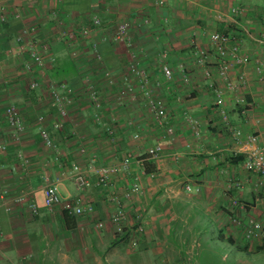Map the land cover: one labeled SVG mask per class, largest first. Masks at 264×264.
Instances as JSON below:
<instances>
[{"label":"crops","instance_id":"obj_1","mask_svg":"<svg viewBox=\"0 0 264 264\" xmlns=\"http://www.w3.org/2000/svg\"><path fill=\"white\" fill-rule=\"evenodd\" d=\"M3 13L0 264H264V238L248 239L245 230L252 220L264 223V176L245 166L249 153L264 149V0H0ZM120 23L131 24L130 47L113 42ZM83 27L91 37L68 47L62 36ZM217 32L241 42L244 60L231 63L226 77L216 58L206 67L197 62ZM19 38L49 47L42 69L29 73L24 52L9 55ZM93 43L99 60L90 53ZM57 90L71 91L72 102L59 107ZM151 100L164 107L172 135L158 126ZM11 105L22 132L7 119ZM233 129L243 138L236 141ZM42 131L56 149L44 144ZM250 135L257 143L247 142ZM156 146L161 156L151 160L147 152ZM128 155L149 164L142 191L130 189L142 174L134 160L108 187H97L93 169ZM75 164L92 169L85 191L71 179ZM229 180L241 186L226 192ZM49 186L62 200L78 201L85 214L48 210ZM20 196L25 202H17ZM234 200L242 206L234 208ZM119 210L126 214L122 232L112 221Z\"/></svg>","mask_w":264,"mask_h":264},{"label":"built area","instance_id":"obj_2","mask_svg":"<svg viewBox=\"0 0 264 264\" xmlns=\"http://www.w3.org/2000/svg\"><path fill=\"white\" fill-rule=\"evenodd\" d=\"M234 14H237L236 10H233ZM8 22V17L6 14L0 15V24L5 25ZM93 25L95 27L101 26V20L99 18H95L93 20ZM131 24L129 23H120L116 26L114 34H113V42L116 44H123L127 47L132 46L133 38L131 35ZM92 35V29L90 27H83L80 30L70 31L62 36L63 41L68 47H72L75 42L83 41L84 43L89 39ZM211 48L207 51H202L198 54L197 62L200 66H208L209 60L216 58L215 66L218 68V71L222 77H226L229 71V66L233 62H240L243 61L244 58L241 56V42L238 39H234L230 34L227 33H214L211 36ZM261 42H263L261 40ZM49 51V47L47 45H43L39 47V43L31 39L26 43L19 38L17 39V47L8 50L9 55L18 57L22 56L24 52L27 55L26 59V70L27 72L31 73L36 68L42 69L45 63V54ZM90 53L94 56L96 60L100 59V55L97 50V45L95 43L90 45ZM72 56H77V52H73ZM163 72L166 78H171L172 76V69L168 65H163ZM206 76L210 77V71L207 68ZM231 89L236 88L235 85L229 84ZM38 87V83H32L30 86L31 89L35 90ZM67 94L64 96L57 90L54 91V97L56 101L59 103V107H63L64 103H71L72 99L69 94L71 91L67 90ZM65 92V93H66ZM214 93L218 99H221L223 93L219 89H214ZM97 94H93L92 99L95 103L96 107H101V103L99 99L96 97ZM152 108L155 110V119L159 127L165 128L168 134H173V128L168 126V118L164 107L161 103L155 102L151 100L150 102ZM63 116L66 117V113L62 112ZM7 119L11 126L15 127V129L19 132L24 130V125L19 113V109L16 105H11L7 110ZM58 127V126H56ZM108 131L113 134L115 133L114 129L109 128ZM231 134L233 138L238 141L243 138V133L240 130H231ZM42 140L45 145L51 148H57V145L54 142V139L50 132L42 131L41 133ZM258 141V137L256 135H250L247 138V142L249 144H255ZM162 149L159 146L151 148L147 154L149 159L157 160L161 156ZM136 161L139 164V168L142 171V174H137L133 177L132 180V193H140L142 191V175H145L146 168L144 165L145 160L142 158H133L131 155L126 156L124 159L121 160L120 164H114L109 166H101L99 168L93 169V173L96 174L97 187H108L110 185L111 177L116 175L119 172L126 173L129 170L132 162ZM245 166L248 172L258 174L260 176H264V149H256L248 154ZM92 169L88 171H84L78 166L77 164L73 165L71 168V179H73L75 185L80 191L87 190L92 184L90 180V174ZM241 185L236 184L234 180H229L226 183V192H232L235 187H239ZM188 190H191L190 186L187 187ZM1 198L3 196H0ZM26 198L24 196H20L17 199L18 203L25 202ZM234 208H240L242 205L240 201L234 200L233 204ZM88 210L92 211L93 207L89 204ZM45 207L53 211L54 209L61 207L63 210L68 212L71 215L75 216H82L85 214V210L80 206L78 201L73 200H62L58 190L54 186H49L45 190ZM33 212H37V207L35 204L31 205ZM126 218V214L123 210H119L114 216L112 217V221L119 226V231L122 232L123 228L121 224ZM230 220L232 223L237 224L239 226L243 225V222L239 220L236 216L232 215ZM101 226V224H99ZM246 238L248 239H263L264 238V223H260L257 221H250L246 224ZM136 235L141 236L144 233L143 225H139L135 230ZM138 245V241L132 240L131 247L135 248ZM188 261H190L188 259ZM187 264H190L188 262Z\"/></svg>","mask_w":264,"mask_h":264},{"label":"trees","instance_id":"obj_3","mask_svg":"<svg viewBox=\"0 0 264 264\" xmlns=\"http://www.w3.org/2000/svg\"><path fill=\"white\" fill-rule=\"evenodd\" d=\"M148 165H149V164H147V168H146V167H145V168H146V171H147V172H150V169L148 168Z\"/></svg>","mask_w":264,"mask_h":264}]
</instances>
